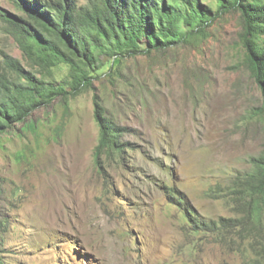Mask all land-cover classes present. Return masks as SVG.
I'll return each mask as SVG.
<instances>
[{"label": "rangeland", "instance_id": "1", "mask_svg": "<svg viewBox=\"0 0 264 264\" xmlns=\"http://www.w3.org/2000/svg\"><path fill=\"white\" fill-rule=\"evenodd\" d=\"M0 6L17 11L10 0ZM241 30L232 11L199 42L126 57L112 71L106 57L108 72L69 108L57 99L33 111L35 129L18 123L2 134L5 263L251 264L235 251L237 233L194 231L182 217L187 208L202 218L236 215L222 193L264 148V98ZM3 50L30 67L0 19V62ZM95 94L129 127L126 158L96 161Z\"/></svg>", "mask_w": 264, "mask_h": 264}, {"label": "trees", "instance_id": "2", "mask_svg": "<svg viewBox=\"0 0 264 264\" xmlns=\"http://www.w3.org/2000/svg\"><path fill=\"white\" fill-rule=\"evenodd\" d=\"M10 1L17 11L0 6V19L8 23L30 67L2 51L0 136L15 131L18 123L35 129L28 120L33 111L57 99L69 108L72 99L94 88L95 80L108 72L103 69L106 57L112 71L126 57L199 42L215 21L232 11L240 14L246 62L264 98V0H214L216 6L202 0ZM94 117L100 131L96 161L126 158L131 143L123 138L129 127L109 113L98 94ZM250 161L251 168L239 172L222 193L236 215L202 218L187 208L182 217L194 231L237 233L235 251L250 255L251 264H264V148ZM0 264H6L2 254Z\"/></svg>", "mask_w": 264, "mask_h": 264}]
</instances>
